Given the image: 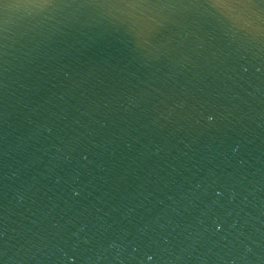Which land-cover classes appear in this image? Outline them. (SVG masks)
<instances>
[{
	"label": "water",
	"instance_id": "95a60500",
	"mask_svg": "<svg viewBox=\"0 0 264 264\" xmlns=\"http://www.w3.org/2000/svg\"><path fill=\"white\" fill-rule=\"evenodd\" d=\"M225 2L0 0V264H264V3Z\"/></svg>",
	"mask_w": 264,
	"mask_h": 264
},
{
	"label": "snow or ice",
	"instance_id": "6c2138e0",
	"mask_svg": "<svg viewBox=\"0 0 264 264\" xmlns=\"http://www.w3.org/2000/svg\"><path fill=\"white\" fill-rule=\"evenodd\" d=\"M261 2L264 3V0H261ZM209 6L212 8H233V7H237V6H239V7H253L254 5L248 4V3L241 4V5H234V4L225 2V0H211V3ZM208 119L211 120L212 117L209 116ZM148 259H151V257H148Z\"/></svg>",
	"mask_w": 264,
	"mask_h": 264
}]
</instances>
